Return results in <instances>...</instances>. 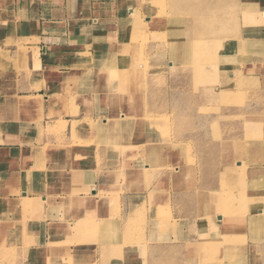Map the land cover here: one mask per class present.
I'll return each instance as SVG.
<instances>
[{
  "label": "rangeland",
  "instance_id": "obj_1",
  "mask_svg": "<svg viewBox=\"0 0 264 264\" xmlns=\"http://www.w3.org/2000/svg\"><path fill=\"white\" fill-rule=\"evenodd\" d=\"M134 1L135 22L103 67L80 66L91 67L92 80L81 68L64 86L60 103L84 117L69 135L65 123H50L45 142L74 147L75 167L89 157L91 166L105 167L100 138L115 121L125 138L123 165L137 152L145 157L150 142L149 153L157 159L166 150V161L153 165L157 184L147 203L122 201L131 180L148 184L143 172L138 179L109 175L112 184L100 189L106 199L76 223L72 241L116 244L122 233L133 244L124 251L132 264H264V37L246 34L253 11L243 0ZM94 83L106 86L103 106ZM181 167L179 188L174 170ZM207 197L213 201L204 205ZM192 211L221 213L219 242L185 240ZM21 227L22 207L0 200V264L22 260ZM72 255L60 258L73 264Z\"/></svg>",
  "mask_w": 264,
  "mask_h": 264
},
{
  "label": "crops",
  "instance_id": "obj_2",
  "mask_svg": "<svg viewBox=\"0 0 264 264\" xmlns=\"http://www.w3.org/2000/svg\"><path fill=\"white\" fill-rule=\"evenodd\" d=\"M243 1L253 11L250 18L246 16L249 25L245 27L250 28L246 34H261L263 38L264 16L260 11H264V0ZM135 11L134 0H0V200L22 207L18 232L22 234V260L18 264H70L60 258L67 251L73 252V264H132L124 251L133 244L124 243L122 233L119 243L94 245L78 238L73 242L74 227L106 199L100 196V189L103 183L105 187L112 184V180L106 182L112 173L120 176L125 171L130 179H138L143 172L142 177H149L148 184L141 187L131 180L127 187L133 189L122 196L125 203H147L157 184L151 173L153 165L157 160L166 161V150L156 159L148 151L152 149L150 142L145 157H138L137 152L133 163L123 165V150L119 149L125 138L117 132L121 124L113 121V129L104 130L100 138L106 146L99 151L107 157L106 166H91L89 157L75 167L74 156L79 154L74 147H56L45 139L50 123H65L69 135L72 124L82 120L84 115L60 103L64 86L83 66L103 67L109 52L118 48V36L132 27L127 26L131 20L135 22ZM80 74L91 81L94 71L82 68ZM95 84L94 97L103 106L106 86ZM109 113H98V117ZM181 168L174 170L179 188L184 186ZM117 179L113 182L119 183ZM212 201L207 197L203 203ZM220 214L192 211L191 233L185 240L219 242L224 231ZM101 250H114L115 254L105 258Z\"/></svg>",
  "mask_w": 264,
  "mask_h": 264
},
{
  "label": "bare ground",
  "instance_id": "obj_3",
  "mask_svg": "<svg viewBox=\"0 0 264 264\" xmlns=\"http://www.w3.org/2000/svg\"><path fill=\"white\" fill-rule=\"evenodd\" d=\"M121 115H123V114H121ZM124 116V115H123Z\"/></svg>",
  "mask_w": 264,
  "mask_h": 264
}]
</instances>
